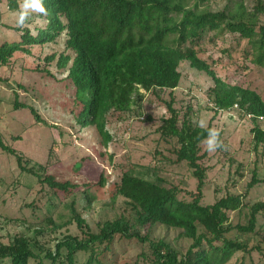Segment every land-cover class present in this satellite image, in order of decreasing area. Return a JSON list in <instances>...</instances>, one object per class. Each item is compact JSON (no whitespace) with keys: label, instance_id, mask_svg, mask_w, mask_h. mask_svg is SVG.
Instances as JSON below:
<instances>
[{"label":"trees","instance_id":"1","mask_svg":"<svg viewBox=\"0 0 264 264\" xmlns=\"http://www.w3.org/2000/svg\"><path fill=\"white\" fill-rule=\"evenodd\" d=\"M210 1L45 0L47 15L38 14L45 24L37 25L35 34L29 26L15 27L21 32L20 39L0 42V65L9 64L18 52L32 54L34 44L63 42L65 48L59 54L51 51L43 58L39 56L42 61H38L35 70L56 81H70L75 104L71 110L76 120L82 127L95 126L105 146L113 140L108 115L130 112L147 93L155 94L170 113L157 128L159 137L167 143L174 142L169 149L173 162H186L198 180L197 192L186 199L180 197L177 186H166L161 178L150 179L132 169L125 171L115 182L113 197L121 195L126 199L134 212L132 218L122 214L93 229L77 210L74 197L71 207L81 235L64 233L56 238L54 247L42 246L40 250L35 249L40 239L16 235L9 243L0 241V264H78L81 252L88 253L85 264H123L117 259V239L144 244L149 249L142 252L147 264H227L236 253L246 256L253 251L263 252L260 244L252 245L229 234L236 232L252 239L260 234L264 240V230H257L258 216L264 214V199L250 203L247 193L227 192L212 204L202 203L207 169L202 164L206 153H200L201 142L205 129L212 125L197 127L191 118L192 106H188L183 117L174 106V91L182 78L179 66L188 61L214 79L215 85L208 91L214 110L237 108L241 115H251L254 148L258 151L264 144V129L258 123L264 118L262 95L251 88L226 83L200 56L197 47L208 33L215 37L237 34V47L247 40L245 57L264 66V0H256L252 9L246 7L245 0H227L217 10L209 7ZM21 2L7 0L8 8L17 11ZM55 59L58 73L66 72L62 79L48 66ZM168 91L170 100L164 98ZM18 95L16 91L14 107H28L37 120L43 121L34 106L21 102ZM0 148L16 155L23 170L36 175L60 198L79 193L89 204L93 198L88 188L96 190L107 182L104 173L98 181L87 183V188L76 181L61 180L55 174L42 176L39 170L27 166L30 159L23 158L1 136ZM260 181L256 168L246 192ZM245 208L249 210L248 221L233 224L230 212ZM49 222L58 226L52 218ZM159 224L181 229V235L192 240L187 250L179 251L165 238H153L151 233ZM36 231L42 233L40 229Z\"/></svg>","mask_w":264,"mask_h":264},{"label":"rangeland","instance_id":"2","mask_svg":"<svg viewBox=\"0 0 264 264\" xmlns=\"http://www.w3.org/2000/svg\"><path fill=\"white\" fill-rule=\"evenodd\" d=\"M256 0H245L248 9H252ZM227 0H211V9H221ZM19 10L8 8L7 0H0V42L19 40L21 32L16 30ZM28 25L35 34L37 25L45 20L34 14ZM29 19V20H30ZM264 21V16L262 17ZM208 33L199 41L197 47L200 56L206 59L226 83L251 88L264 99V66L257 65L245 57L244 47L247 40L237 47L238 35L226 33L215 37ZM64 43L34 44L33 53H16L9 64L0 65V136L2 140L15 148L23 158L30 159L28 167H33L42 176L55 174L61 180L76 181L82 188L87 183L96 182L104 173L107 182L99 189H89L92 202L87 203L82 194L60 198L46 183L36 175L23 170L16 155L0 148V241L9 243L16 235H26L40 239L35 246H53L56 238L64 233L81 235L74 221L71 202L75 197L76 208L86 218L93 229L99 223L113 220L124 214L133 217L134 212L126 199L118 195L113 197L115 182L123 172L133 170L150 179L163 181L166 186H177L180 197L190 199L197 192L198 180L186 162H173L169 150L174 142L160 139L157 128L162 118L170 115L166 104L155 94L147 93L141 104H134L130 112H112L108 115V129L113 140L103 145L95 126L82 127L75 118L72 108L74 87L69 80L56 81L35 70L38 61L51 51L59 54ZM41 58H40V57ZM55 61L50 69L58 73ZM179 70L182 78L174 91L175 108L183 113L192 106L191 118L203 119L205 127L209 124L220 132L226 150L206 151L204 140L200 153H206L202 159L206 167V181L203 188V204H212L227 192L247 193V200L254 203L264 199V144L256 151L254 148L253 121L249 116L240 114L237 108L216 112L208 95L209 88L215 85L214 79L205 71L193 68L188 61H182ZM66 72L58 73L62 79ZM20 84V85H19ZM16 91L18 99L28 106H34L43 121L37 120L28 107H14ZM170 100V92L164 95ZM152 119H147V116ZM258 123L264 129V118ZM24 159V160H25ZM43 166V168H40ZM257 168L262 180L246 192L248 183ZM248 208L243 211H231L233 224L248 221ZM49 218H52L54 227ZM36 229L42 233L37 234ZM257 230H264V214L258 216ZM181 229L159 224L151 233L155 239L165 238L176 249L185 252L192 243L190 238L181 235ZM229 237L260 244L262 251H253L243 255L236 253L227 264H264V240L257 234L250 238L238 233ZM117 259L119 263L147 264L142 255L145 245L136 241L117 239ZM87 252L78 254V264H85Z\"/></svg>","mask_w":264,"mask_h":264},{"label":"clouds","instance_id":"3","mask_svg":"<svg viewBox=\"0 0 264 264\" xmlns=\"http://www.w3.org/2000/svg\"><path fill=\"white\" fill-rule=\"evenodd\" d=\"M34 14L47 15L45 0H22L16 21L17 27L23 28ZM194 123L197 127L205 128V121L203 119L194 121ZM205 130L206 136L204 138V143L206 145V151L214 152L218 149L226 150V145L221 139L220 132L216 128L208 127Z\"/></svg>","mask_w":264,"mask_h":264},{"label":"built area","instance_id":"4","mask_svg":"<svg viewBox=\"0 0 264 264\" xmlns=\"http://www.w3.org/2000/svg\"><path fill=\"white\" fill-rule=\"evenodd\" d=\"M249 116H251V115H249Z\"/></svg>","mask_w":264,"mask_h":264}]
</instances>
